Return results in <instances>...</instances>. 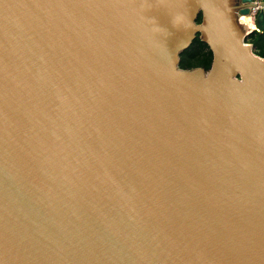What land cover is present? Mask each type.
I'll return each instance as SVG.
<instances>
[{
	"label": "water",
	"instance_id": "95a60500",
	"mask_svg": "<svg viewBox=\"0 0 264 264\" xmlns=\"http://www.w3.org/2000/svg\"><path fill=\"white\" fill-rule=\"evenodd\" d=\"M255 1L0 0V264H264Z\"/></svg>",
	"mask_w": 264,
	"mask_h": 264
},
{
	"label": "trees",
	"instance_id": "16d2710c",
	"mask_svg": "<svg viewBox=\"0 0 264 264\" xmlns=\"http://www.w3.org/2000/svg\"><path fill=\"white\" fill-rule=\"evenodd\" d=\"M200 15L198 14L195 21L199 22ZM252 46V51L255 55L264 58V29L258 32L252 31L245 38ZM211 60V52L205 42H200L198 33L194 35L188 46L179 53L180 68L201 67L207 70Z\"/></svg>",
	"mask_w": 264,
	"mask_h": 264
},
{
	"label": "built area",
	"instance_id": "2783aa9c",
	"mask_svg": "<svg viewBox=\"0 0 264 264\" xmlns=\"http://www.w3.org/2000/svg\"><path fill=\"white\" fill-rule=\"evenodd\" d=\"M255 4H253L252 6L249 7V12L246 16H239L240 17H243L245 20L244 21H240L241 24L244 25L245 29L247 31H255V32H258L259 30L256 28L255 24H254V17H255V14L259 8L257 2H253ZM245 41V39H244ZM248 43V42H246Z\"/></svg>",
	"mask_w": 264,
	"mask_h": 264
},
{
	"label": "rangeland",
	"instance_id": "374dc122",
	"mask_svg": "<svg viewBox=\"0 0 264 264\" xmlns=\"http://www.w3.org/2000/svg\"><path fill=\"white\" fill-rule=\"evenodd\" d=\"M238 21H239V22L241 21V17H240V18L238 17ZM241 28H242V27H241ZM242 30H243V28H242Z\"/></svg>",
	"mask_w": 264,
	"mask_h": 264
},
{
	"label": "bare ground",
	"instance_id": "6f19581e",
	"mask_svg": "<svg viewBox=\"0 0 264 264\" xmlns=\"http://www.w3.org/2000/svg\"><path fill=\"white\" fill-rule=\"evenodd\" d=\"M245 19L243 17H241V21H244Z\"/></svg>",
	"mask_w": 264,
	"mask_h": 264
}]
</instances>
